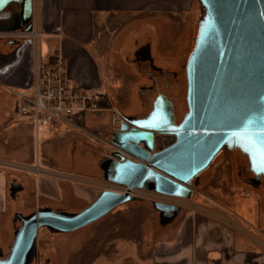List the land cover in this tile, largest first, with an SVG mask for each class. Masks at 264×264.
Segmentation results:
<instances>
[{"label":"crops","instance_id":"0c3cea01","mask_svg":"<svg viewBox=\"0 0 264 264\" xmlns=\"http://www.w3.org/2000/svg\"><path fill=\"white\" fill-rule=\"evenodd\" d=\"M20 14L21 0L0 13V116L13 122L9 131L13 137L30 143L29 149L24 141L21 148L5 146L4 155L30 164L15 166L17 170L39 167L42 174L16 177L0 170V259L9 256L26 218L24 196L29 194L31 203L43 201L54 209L67 208L62 206L65 202L92 200L87 196L88 184L101 181L102 174L107 181L105 169L111 159L106 150L113 149L111 157L116 152L114 137L122 124L146 118L161 92L174 107L176 99L165 91L174 85L181 101L187 62L204 11L199 0H34L32 33L44 38L39 44L41 59L60 56L69 87L86 98L78 103L83 110L69 117L73 125L57 120L43 125L21 115L20 104L5 91L31 92L39 83L32 43L25 39L34 35L24 33ZM116 107H128L129 113L122 116ZM201 198L191 199L198 210L185 201L173 214L158 211L156 202L145 204L142 222L132 218L133 229L126 232L120 230L119 220L133 210L108 214L103 220L109 230L102 235V254L91 262V249L74 243L68 248L74 254L67 264H264V228L246 222L241 200L234 195L225 201L204 194ZM205 201L220 211L205 212ZM44 207L37 212L47 210ZM235 216L252 232L235 227ZM62 251V246L51 248L52 264H58Z\"/></svg>","mask_w":264,"mask_h":264},{"label":"water","instance_id":"95a60500","mask_svg":"<svg viewBox=\"0 0 264 264\" xmlns=\"http://www.w3.org/2000/svg\"><path fill=\"white\" fill-rule=\"evenodd\" d=\"M16 1L0 0V13ZM199 2L204 16L186 66L188 112L176 124L173 104L163 98L165 113L125 121L105 169L109 184L188 200L224 149L240 150L264 177V0ZM20 24L25 34L34 31V0H21ZM132 200L107 189L76 215L44 210L23 218L0 264H29L41 229L73 233ZM155 208L173 214L180 207L158 202Z\"/></svg>","mask_w":264,"mask_h":264},{"label":"rangeland","instance_id":"374dc122","mask_svg":"<svg viewBox=\"0 0 264 264\" xmlns=\"http://www.w3.org/2000/svg\"><path fill=\"white\" fill-rule=\"evenodd\" d=\"M204 11V10H203ZM197 37V36H196ZM38 40L32 44V50L33 54L35 57L36 61V66L39 68H45L47 65V58H42L39 53V44L40 40L44 39L40 37V34L38 35ZM24 39V38H23ZM23 39L20 40V42H23ZM195 46V45H194ZM172 82H177V77L174 78L172 76L169 77ZM182 76H180V79ZM162 81V83H161ZM160 81V88L163 90L164 88V83L165 81L162 79ZM170 81V82H171ZM184 81V78H183ZM182 81V82H183ZM181 88L180 90L184 89V82L180 84ZM5 91L9 94V96L14 99L16 103H19L20 106L22 104L20 103V100L12 94L7 88ZM168 95L171 97H174L176 108L179 111V115L181 114V110L183 109L182 105V99H184V94H182V99L179 101L176 96L178 95L177 91V85L172 86L171 89L165 90ZM185 93V92H184ZM1 96V95H0ZM184 101V100H183ZM149 105L144 109L143 113L144 114L148 109ZM118 113L122 116L126 115L129 113L128 107H116L115 108ZM141 109V108H140ZM21 115L25 116L22 112H20ZM27 116V115H26ZM181 116V115H180ZM181 118V117H180ZM14 124L12 121H9L7 118H1L0 116V170L5 171L10 173L12 176L16 177H21L20 174H36V175H41L35 173V170L33 168H30L29 166H23L24 168H21L23 170H17L15 166L19 168V165L22 164H29L22 162L21 160L18 159H10L8 156L4 155V150L6 149L5 146H9L11 149L14 147H19L21 148L22 142L24 141L27 143V148L29 149V140H18L17 136L13 137V134L10 133V127H12ZM13 137V138H12ZM23 142V144H24ZM111 150L113 149H107L106 156H110ZM247 163V164H246ZM30 165V164H29ZM248 165L247 159L244 157V155L240 152V150L237 149H224L221 151L216 158L213 160L211 165L204 171L202 172L199 177L195 180L194 185L197 187H194V191L192 193L191 199L195 200V198L199 200H203L201 198V195H207V196H219L220 198L223 199V201L226 200V198L229 195H234L235 198L238 200H241V203L244 206V219L246 222L250 223L253 227L255 228H264V179L261 182L253 183L251 182V178L253 175L251 173H248V169L246 167ZM74 180V182L78 183V180L76 178H71ZM89 193H88V198L90 197V201L88 202H75L73 201L72 204L70 203H64L62 206H66L67 208L65 209H54V206H45L47 205L45 202H39V203H31L30 200L32 199V196L26 195L23 197V199L27 202H25V208L24 211H22L23 215H25L26 218L34 215L38 211V207H44L47 210L51 211H56V212H61L59 210H62L63 214L72 216L80 213L86 207H89L92 205L97 198L101 195V193L104 190L107 189H115L116 186L109 184L107 181L104 180L103 174H102V180L101 181H92L90 184ZM87 185V186H88ZM30 193V191H28ZM249 195V196H247ZM154 195L152 194L151 191H142L139 192L136 197L133 199L135 200L132 203H128L130 205L124 204L116 209H114L110 214L124 208L132 209L133 212H128V215H122L124 218L119 220V226L120 230H123L126 232V230H131L133 229V225L135 224V221H132V218L138 219V223L142 222L141 218L145 216V204L154 202L155 199ZM159 198V196H157ZM160 199V198H159ZM158 199V200H159ZM164 202H168L171 204H176L182 207V205L187 204V206L191 207L192 209L196 208L197 206L191 201V199L188 200H181V199H174V198H163ZM163 202V200H161ZM187 203H184V202ZM60 202V201H59ZM85 203V204H84ZM184 203V204H183ZM206 208H203L205 212L211 213L213 211V207L208 205V202L203 203ZM40 205V206H39ZM227 205V204H226ZM128 206V207H127ZM130 206V208H129ZM237 207V206H236ZM231 207V209L237 213L239 216L240 211L237 208ZM211 210H209V209ZM215 211H220L219 209H214ZM44 211V209L42 210ZM127 214V212H126ZM105 218V217H104ZM101 219L96 223H93L83 229L77 230L69 235H61V234H56L53 232H50L49 230L42 231L40 235L38 236V244H37V249L35 252V255L33 256L32 260H30L29 264H52L50 261V250L51 248H56V247H61L63 251L58 253V264H67L70 259L73 257V252L68 250L70 248V245L76 244L77 245H82L86 244V248L91 249V259L93 262V259H97L99 255L102 254V241H104V232L109 230L107 228L109 225H106L105 221L106 219ZM248 218V219H247ZM234 221V226L238 227L242 226L248 231L252 232V229H250L244 222L239 220L236 216L232 218ZM118 224H116L117 226ZM127 225V227L125 226ZM107 226V227H106ZM110 228H114V225L110 226ZM127 237V236H126ZM125 243V242H124ZM69 246V247H68ZM110 246H113L110 244ZM97 257V258H96ZM102 259V257H101ZM49 260V261H48ZM95 264V263H93ZM113 264V263H112Z\"/></svg>","mask_w":264,"mask_h":264},{"label":"built area","instance_id":"2783aa9c","mask_svg":"<svg viewBox=\"0 0 264 264\" xmlns=\"http://www.w3.org/2000/svg\"><path fill=\"white\" fill-rule=\"evenodd\" d=\"M58 31L60 29L58 28ZM34 38H25L28 42L34 44L38 40L37 33H31ZM39 83L31 92H19L14 88H8V90L14 94L19 100L22 106H20V112L24 115H30L37 123L43 125H49L52 121H61L68 125H73L69 120L76 111H81L83 108H78L79 102H84L85 97L76 95L67 82L64 62L60 56L55 55V64L47 67L42 72V68H38ZM45 114L42 118L41 115ZM35 173L42 174V170L39 167L33 168ZM115 189H109L112 191L126 193L128 192L131 197H136L139 192L145 190H131L129 191L125 187L115 185ZM156 203H165L163 198H170L164 195L156 194L152 192ZM159 196V198H157ZM159 199V200H158ZM171 199V198H170ZM163 200V202L161 201ZM180 207L176 204H171Z\"/></svg>","mask_w":264,"mask_h":264},{"label":"flooded vegetation","instance_id":"af4514ba","mask_svg":"<svg viewBox=\"0 0 264 264\" xmlns=\"http://www.w3.org/2000/svg\"><path fill=\"white\" fill-rule=\"evenodd\" d=\"M163 98H167L168 100V97L165 96V92H161L156 101L154 102L152 108H151V111L149 112L148 116L144 119H147L151 116V114L156 110L158 109L161 113H165L166 111V108L167 106L165 105L166 104V101H164ZM183 102V109L181 110V116L179 115V111L178 109L176 108L175 104H174V107H173V111H174V116L176 117L175 119V123L176 124H180V122L183 120L184 116L186 115V113L188 112V106H187V103H186V100L184 99ZM181 117V118H180ZM241 152V151H240ZM242 153V152H241ZM244 155V157L247 159V162H248V165H246L247 169H248V173H251L253 175V177L250 179L251 182L253 183H257V182H261L263 181L264 177H261V176H256L254 174V172L252 171L251 169V165H250V161H249V158L247 155H245L244 153H242ZM111 159V157H109ZM247 164V163H246Z\"/></svg>","mask_w":264,"mask_h":264},{"label":"trees","instance_id":"16d2710c","mask_svg":"<svg viewBox=\"0 0 264 264\" xmlns=\"http://www.w3.org/2000/svg\"><path fill=\"white\" fill-rule=\"evenodd\" d=\"M54 64H55V55L53 54L52 56L48 58L47 65L45 66V68H42V72L44 73L47 67L53 66ZM186 95H187V80H186V92H185L184 99L186 98Z\"/></svg>","mask_w":264,"mask_h":264}]
</instances>
